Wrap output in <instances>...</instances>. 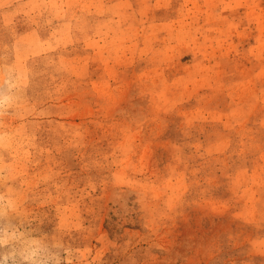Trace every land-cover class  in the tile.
Wrapping results in <instances>:
<instances>
[{"label":"rangeland","instance_id":"1","mask_svg":"<svg viewBox=\"0 0 264 264\" xmlns=\"http://www.w3.org/2000/svg\"><path fill=\"white\" fill-rule=\"evenodd\" d=\"M3 220L68 264H264V0H0Z\"/></svg>","mask_w":264,"mask_h":264},{"label":"clouds","instance_id":"2","mask_svg":"<svg viewBox=\"0 0 264 264\" xmlns=\"http://www.w3.org/2000/svg\"><path fill=\"white\" fill-rule=\"evenodd\" d=\"M16 86L11 77L0 79V116L16 103ZM7 204V197L0 193V264H68L63 241L33 234L20 223L4 221Z\"/></svg>","mask_w":264,"mask_h":264}]
</instances>
